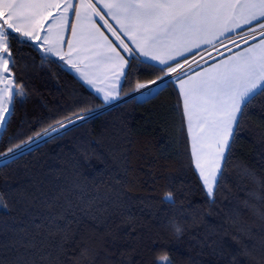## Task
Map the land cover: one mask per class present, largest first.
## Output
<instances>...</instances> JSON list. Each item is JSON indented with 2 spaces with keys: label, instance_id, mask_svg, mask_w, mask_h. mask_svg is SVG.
<instances>
[{
  "label": "trees",
  "instance_id": "16d2710c",
  "mask_svg": "<svg viewBox=\"0 0 264 264\" xmlns=\"http://www.w3.org/2000/svg\"><path fill=\"white\" fill-rule=\"evenodd\" d=\"M11 51L26 95L0 129V153L106 106L34 42L16 36ZM158 69L129 60L121 95L164 75ZM0 196V264H264V93L241 113L211 199L175 80L1 163Z\"/></svg>",
  "mask_w": 264,
  "mask_h": 264
},
{
  "label": "snow or ice",
  "instance_id": "6c2138e0",
  "mask_svg": "<svg viewBox=\"0 0 264 264\" xmlns=\"http://www.w3.org/2000/svg\"><path fill=\"white\" fill-rule=\"evenodd\" d=\"M70 15L74 19L70 20ZM69 31L65 40L64 33ZM41 32L45 33L41 45H47L45 51L80 71L85 81L102 93L105 103L119 98L122 91L119 81L129 61L121 50L129 57L156 61L164 74L157 78L161 82L176 74L192 163L207 196L213 198L228 163L240 115L250 98L264 93V0H0V129L7 123L10 106L26 95L10 68V64L15 66L11 40L18 36L37 41ZM232 33L247 46L241 48ZM225 40L239 50L232 51ZM65 43L67 52L63 50ZM217 44L231 55L210 65L203 55L196 59L200 49L211 59L214 57L208 49L223 55ZM84 60L103 63L115 69V75L106 76L109 83L98 87L94 78L81 71ZM201 61L206 66L202 67ZM66 119L72 122L70 117ZM43 131L46 134L48 129ZM32 140L29 137L23 144ZM22 146L17 144L0 155L15 154ZM164 199L173 202L171 193ZM0 207H7L2 196ZM176 232L179 235L181 229L177 227ZM163 260L171 264L168 257Z\"/></svg>",
  "mask_w": 264,
  "mask_h": 264
},
{
  "label": "crops",
  "instance_id": "0c3cea01",
  "mask_svg": "<svg viewBox=\"0 0 264 264\" xmlns=\"http://www.w3.org/2000/svg\"><path fill=\"white\" fill-rule=\"evenodd\" d=\"M73 2H74V3H77L78 0H73ZM93 2L95 3L96 0H93ZM69 19H70V20H71V19H74V17H72V16L70 15V16H69ZM96 19L98 20V18H96ZM98 22L100 23L99 20H98ZM109 22L114 24V22L111 21V20H109ZM49 23H51V21H49ZM45 28H47V24L45 25ZM101 31H103L104 34H105L106 36H108V38H109L110 40H113V41L115 42L114 38L110 35V33H109L106 29L102 28ZM44 34H45V33L41 32V39H40V40H37V41H32V42H34V43H35V44H36V45H37V46L43 51L44 54H47V55H50V56H53V57H55V58L60 59L58 56L52 55L51 53H47V52L45 51V49L47 48V45H44L43 47L41 46L42 43H43L42 37H43ZM230 35L234 36V35H236V34H235V33H232V34H230ZM64 36H65V40H67V39L70 37V31H69V32H65V33H64ZM124 39H125V42H126V43H129V46H131L130 42L127 41V38H124ZM225 41H227V40H225ZM252 43H254V42H252ZM246 46H247V45H246ZM246 46H243V47H246ZM243 47H241V48H243ZM63 50H64L65 52H67V50H68V48H67V44H66V43L63 45ZM238 50H239V49H235V50H233V51H238ZM203 51H204L203 49L196 50L197 54H199V53H201V52H203ZM197 54H196V55H197ZM121 55H124L125 58L128 59V61L130 60V59L127 57L126 53H124L122 50H121ZM229 55H231V53H227V54L223 55L222 57H220L219 59L215 60L214 62H212V63H210V64H213V63H215L216 61H219V60H221V59H223L224 57H227V56H229ZM191 57H192V55L189 54V55H188V59L191 58ZM135 59H138L140 62H143V63L151 64V65L156 66V67H158V68L160 67L156 61H152V60L147 59V58H144V57H135ZM63 61L65 62L67 68H68V69H69V70H70V71H71V72H72V73H73V74H74V75H75V76H76L81 82H83L88 88H90L91 90H93L94 92H96L97 94H99V95L103 98L102 93H98V92L96 91V88H95V87H93L92 85H89V84L85 81V79L81 76V72H80V71H77L76 69L72 68L68 63H66L65 60H63ZM210 64H209V65H210ZM128 65H129V62H128V64L125 65V67H124V75L120 77L119 86H120L121 88H122V84H123V81H124V78H125V75H126V72H127V69H128ZM205 66H206V65H205ZM80 68H81V71H83V72H87L91 78H94V79L96 80V82H97V86H98V87H104L107 83H109V80H106V79H105L106 76L109 77V78H111V77H113V76L115 75V69L110 68V67L106 66V65L103 64V63H97L95 60H93V61H88V60H84V61H82L81 64H80ZM176 86H177V88H178L177 83H176ZM178 91H179V89H178ZM120 95H121V92H120ZM119 97H120V96H119ZM117 99H118V98H117ZM117 99L110 100V101H108V102H106V103L110 104V103L116 101ZM250 99H251V98H250ZM250 99H249V100H250Z\"/></svg>",
  "mask_w": 264,
  "mask_h": 264
},
{
  "label": "built area",
  "instance_id": "2783aa9c",
  "mask_svg": "<svg viewBox=\"0 0 264 264\" xmlns=\"http://www.w3.org/2000/svg\"><path fill=\"white\" fill-rule=\"evenodd\" d=\"M101 22V24L103 23L102 21H100ZM107 30V29H106ZM110 33V32H109ZM110 35H111V33H110ZM112 36V35H111ZM113 37V36H112ZM114 38V37H113ZM235 38L237 39V41H238V43H240V44H242L241 43V41L239 40V37H237V36H235ZM114 40H115V38H114ZM251 42V41H250ZM226 44H230L228 41H226L225 42ZM244 45V44H243ZM218 47V46H217ZM221 47V46H220ZM229 48H232L233 50L234 49H236V48H234L233 46H229ZM222 49H224V47H222L221 48V50ZM220 50V51H221ZM219 51V52H220ZM227 52V51H226ZM220 53H222L223 55L224 54H226L225 52L223 53V52H220ZM206 53H200V54H197L196 55V59L197 60H199L200 59V56L201 55H203L204 56V59L207 61V63L208 62H210V60L211 61H213V60H215V59H217V58H219L220 56H222V55H220V54H218L217 52L216 53H214V54H212V52H211V56L212 57H214V59H211V58H209L208 57V55L206 54ZM126 55H127V53H126ZM127 57L129 58V59H134V57H129L128 55H127ZM189 60V63H191V61H192V57L191 58H189L188 59ZM202 64L204 65V63H203V61H201V66H202ZM193 68H196V65H193ZM176 74H174V73H172V74H169V76L168 77H166L165 78V80L163 81V82H161V81H157V83L156 84H150V85H148L146 88H141V89H137V88H135L134 89V91L128 96V97H125V101H127V100H129V99H133V98H142V97H148V96H151V95H153L162 85H164L167 81H169V80H175L174 79V76H175ZM123 99V98H122ZM120 103H122V102H117L116 104H112V105H110V106H107V107H105L104 109H100V110H98V111H104V110H107V109H109V108H111V107H114V106H116V105H118V104H120ZM97 114V113H96ZM90 116V115H89ZM88 116V117H89ZM87 117H86V115H85V117L83 118V119H79L78 118V120H72L71 119V121L72 122H66V121H64V122H61L63 125H64V128L65 129H63V130H59V128L61 127V123L59 124V125H57V126H54L52 129H50V131H48L46 134H42L41 136H37L33 141H31L30 143H28V144H23V146L21 147V148H19V149H17L16 150V152H15V154H11V153H9L7 156H3V155H0V164L1 163H4V162H6V161H8V160H10V159H12V158H14L15 156H17V155H19V154H21V153H23V152H25L26 150H28V149H30V148H32V147H34V146H36V145H38V144H40L41 142H43V141H45V140H47V139H50V138H52L53 136H57V135H59L61 132H64V131H67V130H69L70 128H72V127H74V126H76L77 124H79V123H81L82 121H84L85 119H86ZM58 129V130H57ZM57 131V132H56ZM46 136V137H45ZM43 137H45V138H43ZM43 138V139H42Z\"/></svg>",
  "mask_w": 264,
  "mask_h": 264
},
{
  "label": "rangeland",
  "instance_id": "374dc122",
  "mask_svg": "<svg viewBox=\"0 0 264 264\" xmlns=\"http://www.w3.org/2000/svg\"><path fill=\"white\" fill-rule=\"evenodd\" d=\"M97 18H98V17H97ZM98 19H99V18H98ZM235 36H236V35H234L233 37H235ZM225 42H226V41H225ZM241 43H242V42H241ZM217 46H218L217 48H219V51H220L222 47H220L219 44H217ZM229 46H232V45L229 44L228 47H229ZM241 46H243V43L241 44ZM208 51H209V52H212V54L216 53V51H214V50H212V49H208ZM226 51H227V50L224 48V49H222L220 52H223V53L225 52L226 54H227V53H230L229 51H227V52H226ZM232 51H233V49H232ZM201 53H202V52H201ZM203 53H206V52L203 51ZM199 54H200V53H199ZM206 54H207V53H206ZM206 54H205V55H206ZM210 62H211V60H210ZM207 64H209V62H208ZM202 66H204V65L202 64ZM155 81H158V79H156ZM137 84H145V85L148 86V85H150L151 83H150V82H148V83H141V82H138ZM135 88H137V87H135ZM133 91H134V90H133ZM133 91H132V92H133ZM132 92H131V93H132ZM131 93L126 94V95H123V96L120 95V97H119L116 101H114V102H112V103H110V104L117 103L118 101L122 100V98L124 99L125 97H128ZM142 98H145V97H142ZM142 98H140V99H142ZM129 100H130V99H129ZM110 104L106 103V106H108V105H110ZM106 106H105V107H106ZM102 108H104V107H102ZM102 108H101V109H102ZM98 110H100V109L94 110V111H92V112H90V113H85V114L77 115V116H75V117H72L71 119H72V120H74V119H75V120H78V117H79V116H83V117H85V115H86V117H88L89 115L92 116V115H94V114H96V113H100V112H101V111H98ZM64 121L69 122L68 119H66V120H64ZM64 121H62V122H64ZM60 123H61V122H60ZM60 123H58V124H56V125H54V126H57V125H59ZM77 125H78V124H77ZM54 126H53V127H54ZM53 127L49 128L48 131H50V129H52ZM57 130H58V129H57ZM56 132H57V131H56ZM64 132H65V131H64ZM64 132H61L60 134H62V133H64ZM40 134L42 135V134H45V133L42 132V133H40ZM60 134H59V135H60ZM41 135H39V136H41ZM36 137H37V136L33 137V140H34ZM53 137H55V136H53ZM53 137H52V138H53ZM33 140H32V141H33ZM22 145H23V144H22ZM163 258H164V257H163ZM163 258H161V259L159 260L160 264H167V262L164 261Z\"/></svg>",
  "mask_w": 264,
  "mask_h": 264
},
{
  "label": "bare ground",
  "instance_id": "6f19581e",
  "mask_svg": "<svg viewBox=\"0 0 264 264\" xmlns=\"http://www.w3.org/2000/svg\"><path fill=\"white\" fill-rule=\"evenodd\" d=\"M123 101H125V98L122 99V100H120L119 102H123ZM114 104H116V103H114ZM102 109H104V108H102ZM89 113H90V112H89ZM63 129H65L64 126L59 128V130H63ZM45 137H46V136H45ZM45 137H43V138H45ZM43 138H42V139H43Z\"/></svg>",
  "mask_w": 264,
  "mask_h": 264
},
{
  "label": "water",
  "instance_id": "95a60500",
  "mask_svg": "<svg viewBox=\"0 0 264 264\" xmlns=\"http://www.w3.org/2000/svg\"><path fill=\"white\" fill-rule=\"evenodd\" d=\"M10 108H11V111H10V114L8 115V117L12 114L13 109H14V105L10 106Z\"/></svg>",
  "mask_w": 264,
  "mask_h": 264
},
{
  "label": "clouds",
  "instance_id": "9594fccd",
  "mask_svg": "<svg viewBox=\"0 0 264 264\" xmlns=\"http://www.w3.org/2000/svg\"><path fill=\"white\" fill-rule=\"evenodd\" d=\"M108 106H110V105H108ZM107 107V106H106Z\"/></svg>",
  "mask_w": 264,
  "mask_h": 264
}]
</instances>
